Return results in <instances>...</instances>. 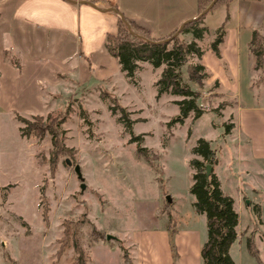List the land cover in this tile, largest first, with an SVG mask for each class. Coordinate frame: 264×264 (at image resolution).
I'll use <instances>...</instances> for the list:
<instances>
[{"label": "rangeland", "instance_id": "obj_1", "mask_svg": "<svg viewBox=\"0 0 264 264\" xmlns=\"http://www.w3.org/2000/svg\"><path fill=\"white\" fill-rule=\"evenodd\" d=\"M243 5L240 2L241 10ZM251 5L264 10V0ZM226 8L222 4L212 10L204 17V23L211 28L217 26L224 19ZM211 35L212 30H208L199 41L200 47L207 45ZM110 59L113 65H105L107 80L85 85L67 80L49 93L42 90L41 111L39 105H32L30 95L18 104H8L9 97L0 88V240H10L11 249L23 261L32 258L45 264H69L72 256H76L71 245L73 237L89 258L88 264H111L118 253L114 249L106 252L94 241L118 246L120 253L126 249L127 254L133 255L130 233L168 221L178 230H198L205 239L204 215L195 210L194 196L189 191L193 173L189 161L201 159L192 153L198 138L207 140L215 150L217 162L210 172L218 175L225 194H234L229 177L237 167L241 150L236 147L230 130L224 133L223 125L231 124L230 111L236 105L235 99L216 96L204 86L197 104L207 111L198 118L189 115L181 123L167 127V122L177 115L173 101L180 98L169 94L155 96L153 83L160 68L152 71L147 63H141L143 66L134 74V84H130L120 70H114L116 60ZM83 64L87 66L86 62ZM92 72L99 75L98 70ZM259 95L264 102V94ZM111 97L133 121L131 133L117 119L119 111H110ZM24 101L27 103L21 104ZM220 102L226 105L218 108ZM81 111L90 124L83 120ZM63 113L66 118L59 129L63 130L62 146L68 151L57 155L54 172L50 174L49 136H20L22 124L15 115L31 120L34 115L45 118ZM131 134L142 136L141 146L147 149L154 166L136 153V144L129 142ZM65 158L71 162L70 166L64 163ZM74 164L79 166L82 191L72 170ZM242 189L245 199L237 211L240 226L244 228L254 223L246 201L260 198L245 185ZM44 206L48 209L47 225L40 217ZM259 218L263 231L258 236L264 244V208ZM64 228L67 243L59 253L57 241ZM98 232L109 235V239H100ZM259 246L264 261V247ZM1 248V259L9 264L7 253ZM229 254L234 264H256L246 249L245 237L231 244Z\"/></svg>", "mask_w": 264, "mask_h": 264}, {"label": "crops", "instance_id": "obj_2", "mask_svg": "<svg viewBox=\"0 0 264 264\" xmlns=\"http://www.w3.org/2000/svg\"><path fill=\"white\" fill-rule=\"evenodd\" d=\"M259 1L231 0L227 4L223 13V18L226 14L228 18L226 33L219 46L220 59L217 60L206 45L201 47L199 62L208 73L204 86H208L211 93L236 101L230 111L232 127L229 132L241 150L237 167L229 177L233 181L230 187L234 194H225L216 176L222 193L233 200L239 240L255 231L254 244L264 264L259 248V244L263 247L264 244L258 236L263 231L259 215L264 208V102L259 95L264 94V56L261 73L254 69L247 48L253 29L257 28L264 39V10L251 5ZM240 2L244 4L242 10ZM194 17H197L196 0H0V88L8 95V104H18L30 95L32 105H39L41 111L42 90L49 93L67 80L85 85L109 79L105 65L112 66L110 58L113 57L106 52L104 39L106 33L114 31L117 19L141 26L150 36L158 38L177 30ZM204 25L212 31L218 26ZM211 39L212 35L209 41ZM197 43L201 46L199 41ZM10 61L17 62L19 70ZM141 63L145 62L138 63L137 71L143 66ZM116 69L119 67L115 63ZM95 70L99 75H93ZM243 100L249 104H242ZM24 103L27 102L21 104ZM242 165L247 167L242 168ZM242 185L260 198L246 201L253 212L254 223L244 228L240 226L237 211L245 199ZM129 239L134 250L133 255L127 254L129 260L125 263L118 246L104 245L101 241L93 244L106 252L114 249L118 253L111 264H202L199 251L205 239L198 230H178L172 224L160 223L152 228L134 230ZM0 246L1 251H6L9 264H45L32 258L23 261L11 249L8 239L0 240ZM88 262L89 258H86V264ZM0 264H5L1 256Z\"/></svg>", "mask_w": 264, "mask_h": 264}, {"label": "trees", "instance_id": "obj_3", "mask_svg": "<svg viewBox=\"0 0 264 264\" xmlns=\"http://www.w3.org/2000/svg\"><path fill=\"white\" fill-rule=\"evenodd\" d=\"M211 1L196 0L197 15ZM230 1L216 0L206 13L222 4L227 5ZM206 13L182 24L177 34H174L176 32L174 30L164 37H152L145 28L129 21H126L129 26L127 28L121 19L116 20L114 31L105 35L104 48L116 60L119 70L128 83L134 84V74L139 67V62H145L153 69L160 68L159 76L153 83L155 96L160 97L169 94L180 98L173 101L177 115L167 122V127L173 123H181L189 115L192 118H198L207 111L205 107L197 104L200 91L203 89L208 76L205 68L199 62L202 49L197 43L208 32V28L203 23ZM227 18L226 14L223 21L213 29L212 39L207 43V48L217 60L220 59L219 46L222 44L226 33L225 22ZM247 48L253 58L254 69L263 73L264 41L257 28L251 31ZM10 64L19 70L17 62L10 61ZM215 86L216 83L213 84V87ZM215 95L219 96L218 94ZM111 99L113 105L110 106V111L112 113L115 109L119 111L117 119L123 124L126 131L131 133L130 128L133 121L127 118L125 108L121 107L115 98L111 97ZM223 105L226 103L220 102L218 108H222ZM80 114L83 120L90 124L84 111H81ZM65 116V113L56 117L47 115L45 118L34 115L31 120H27L15 115V119L22 124V127L19 128L20 136L26 138L31 135L37 138H42L45 134L49 136L51 148L48 151V170L50 174L54 172L57 155L68 151L62 146L63 130L59 129L60 124L65 121ZM223 126L224 133H228L231 124H224ZM141 141V135H130L129 142L136 144V153L142 156L148 165L154 166L151 158L147 155V149L141 146ZM192 153L201 158H193L189 161L193 170L189 191L194 196L193 206L195 210L204 215L206 227V238L199 251L201 263L234 264L228 253L230 245L238 239L235 230L237 214L233 209V200L230 196L222 193L219 181L213 172H209L208 175L205 174V165L213 166L217 162L215 150L210 147L207 140L198 138L192 148ZM39 198L40 201L43 200L42 194ZM47 210L45 206L40 209V217L44 225H47ZM20 222L24 225L23 220L20 219ZM168 224L171 226V222L168 221ZM253 233L254 231H251L245 237V246L249 255L255 259L256 264H262L254 244ZM97 235L100 239H105L103 233L98 232ZM71 241L76 256L69 264H86V253L78 246L73 237ZM57 242L59 244L57 252L60 253L67 243L66 228L63 229L62 236ZM122 260L124 263L128 262L127 253L124 249L122 250Z\"/></svg>", "mask_w": 264, "mask_h": 264}, {"label": "water", "instance_id": "obj_4", "mask_svg": "<svg viewBox=\"0 0 264 264\" xmlns=\"http://www.w3.org/2000/svg\"><path fill=\"white\" fill-rule=\"evenodd\" d=\"M215 1H216V0H212V1L207 5V7H206V8H205V9H204L199 15H197V17H199V16L203 15L204 13H206V11H208V10L211 8V6L214 4ZM197 17H196V18H197ZM122 21H124V20H122ZM124 23H125L126 27L129 28L127 22L124 21ZM181 26H182V25H181ZM180 28H181V27H179V28L176 30V32H175L174 34H177V33L179 32ZM64 163H65L67 166H70V165H71V162H70L67 158L64 159ZM210 168H211L210 165H205V174H206V175L209 174V172H210ZM72 170H73V172H74L76 178L80 181L79 189H80V191H82V189L84 188V185H83V183H82V177H81V173H80V170H79V166H78L77 164H74V165L72 166ZM166 198H167V200L169 199L168 196H167ZM109 237H110L109 235H106V236H105V239L107 240V239H109Z\"/></svg>", "mask_w": 264, "mask_h": 264}]
</instances>
